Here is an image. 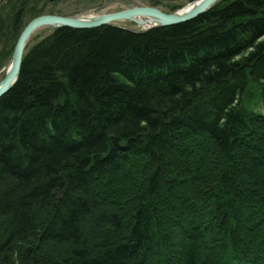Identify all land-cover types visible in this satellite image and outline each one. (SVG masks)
I'll return each mask as SVG.
<instances>
[{
	"label": "trees",
	"instance_id": "16d2710c",
	"mask_svg": "<svg viewBox=\"0 0 264 264\" xmlns=\"http://www.w3.org/2000/svg\"><path fill=\"white\" fill-rule=\"evenodd\" d=\"M15 1L0 6L4 67L47 4ZM38 31L0 97V264H261L264 0Z\"/></svg>",
	"mask_w": 264,
	"mask_h": 264
},
{
	"label": "water",
	"instance_id": "95a60500",
	"mask_svg": "<svg viewBox=\"0 0 264 264\" xmlns=\"http://www.w3.org/2000/svg\"><path fill=\"white\" fill-rule=\"evenodd\" d=\"M218 1L220 0H194L185 6L186 8H188V10L184 13H180L179 10L173 13H167L155 7L139 5L126 10L99 15L66 17L60 15L46 14L38 16L27 24L17 41L12 58L8 65V72L0 81V97L9 92V90H11L16 84L20 75L23 56L26 47L33 34L41 28H89L105 24H113L114 22L124 20L136 22L145 29L161 26H170L173 24L188 21L207 12ZM137 16H142L150 19L147 21L153 20L154 24L144 26L147 21L144 22L142 20H137Z\"/></svg>",
	"mask_w": 264,
	"mask_h": 264
},
{
	"label": "rangeland",
	"instance_id": "374dc122",
	"mask_svg": "<svg viewBox=\"0 0 264 264\" xmlns=\"http://www.w3.org/2000/svg\"><path fill=\"white\" fill-rule=\"evenodd\" d=\"M8 1L10 0H0V6L2 4H7ZM193 0H45V2L47 4H44L43 2L40 3L39 7L44 6V11L41 12V15H46V14H51V15H60V16H66V17H73V16H89V15H99V14H107V13H113V12H117V11H121V10H126L129 9L131 7L134 6H148V7H155L158 8L160 10H162L163 12H167V13H172L174 11H177L179 8H182L183 6H185L186 4H188L189 2H191ZM222 0L218 1L221 2ZM217 2V3H218ZM16 6L19 5V0L15 1L14 3ZM11 5V4H10ZM12 7V6H10ZM31 15L26 16V21L24 23L23 26V30L25 29V27L27 26V24L33 20L34 18L30 17ZM38 17V16H37ZM113 24L118 25L120 27H124V28H128V29H132V30H145L144 27L140 26L139 24H137L136 22L133 21H117L114 22ZM22 30V31H23ZM40 31H38L39 35H45L50 33L51 31V27H44L39 29ZM22 33V32H21ZM20 33V35H21ZM19 35V37H20ZM18 37V39H19ZM17 39V41H18ZM16 41V44H17ZM15 44V46H16ZM3 45H0V54L3 51L2 50ZM15 50V47H14ZM14 52V51H13ZM5 66V61H3L0 58V72L4 69ZM2 80V79H1ZM0 80V81H1ZM256 103H252L251 106L255 105ZM257 141V139H256ZM258 142V141H257ZM259 143V142H258ZM247 156V154H246ZM214 164V163H213ZM261 165V164H260ZM212 168H215V166L213 165ZM127 177H130V174H127ZM172 188H174L172 186ZM178 196L175 198L177 199ZM174 201V200H173ZM264 201V200H263ZM195 202L198 205L199 208H211V200L209 199V197H206L203 195L200 197L195 198ZM241 206L248 208V214H247V227H250L251 223L254 221H257L256 215H258V209L257 208H253V202H247L244 201L243 199H241ZM254 207L256 206L255 203L253 205ZM170 211V210H169ZM167 210V214H170ZM172 214H177L176 212H171ZM256 214V215H255ZM180 219V217H179ZM215 232H217L216 228H211L209 230H207V233L209 235H213ZM93 235V234H91ZM95 239V238H93ZM245 240L248 241V237H245ZM172 244L173 245H177L178 243L181 242V239L177 236L174 235L173 239H172ZM251 248V256H255L254 258L257 259V261L255 262H259L261 264L264 263V259L261 258V253L258 251L257 253L252 252V250L254 251L255 249ZM176 248L173 247V255H176Z\"/></svg>",
	"mask_w": 264,
	"mask_h": 264
},
{
	"label": "bare ground",
	"instance_id": "6f19581e",
	"mask_svg": "<svg viewBox=\"0 0 264 264\" xmlns=\"http://www.w3.org/2000/svg\"><path fill=\"white\" fill-rule=\"evenodd\" d=\"M216 4H217V3H216ZM216 4H214V6H215ZM214 6H213V7H214ZM213 7H212V8H213ZM187 10H188V8H186V7L184 6L182 9L179 10V12H180V13H184V12H186ZM136 19H137V20H142V21H144V22L147 21V20H150V19L145 18V17H142V16H137ZM150 24H154V23H153V20H151V21H147V23H146L144 26H148V25H150ZM8 69H9V66H6V67H4V69L0 72V80L4 78V76H5L6 73L8 72Z\"/></svg>",
	"mask_w": 264,
	"mask_h": 264
}]
</instances>
